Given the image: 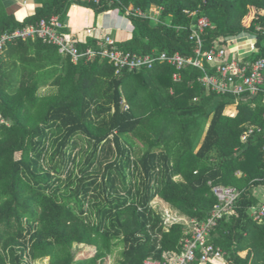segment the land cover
<instances>
[{
	"label": "trees",
	"instance_id": "trees-1",
	"mask_svg": "<svg viewBox=\"0 0 264 264\" xmlns=\"http://www.w3.org/2000/svg\"><path fill=\"white\" fill-rule=\"evenodd\" d=\"M34 1L18 20L0 0V35L52 15L64 21L74 4L95 16L154 7L157 21L125 16L128 37L107 47L193 57L191 27L205 16L212 27L201 33L203 50L245 32L256 47L247 60L264 59V0ZM94 33L79 40L80 51L109 35ZM204 68L215 73L207 61ZM174 71L156 62L115 73L99 55L73 64L39 39L7 44L0 55V264L46 257L48 264H102L119 246V264L180 252L182 223L167 226L152 202L203 221L216 202L209 182L240 191L234 212L211 230L225 264H264V221L248 214L264 201L253 194L264 185L263 92L217 93L199 82L202 69L187 65L177 81ZM229 105L234 116L224 114ZM250 125L262 131L241 142ZM83 245L95 253L75 259Z\"/></svg>",
	"mask_w": 264,
	"mask_h": 264
},
{
	"label": "built area",
	"instance_id": "built-area-1",
	"mask_svg": "<svg viewBox=\"0 0 264 264\" xmlns=\"http://www.w3.org/2000/svg\"><path fill=\"white\" fill-rule=\"evenodd\" d=\"M94 1L97 2L98 0ZM150 11L157 13L159 10L151 8ZM128 15L147 17L146 12L133 6L126 9L125 16ZM208 27L212 26L205 16L200 17L196 24L191 27L189 39L196 44L193 57H184L179 53L168 55L165 52L136 54L125 52L115 46L110 48L106 44L113 45L115 43V38L111 35H106L105 40L98 38L97 49L88 47L84 51H80L76 45L79 39L73 33L66 31L65 21H61L58 15H52L47 19H40L35 24H28L3 32L0 35V55L5 51L8 43L16 40L35 41L39 39L44 43L56 46L58 52L70 57L73 64H77L81 59L89 60L97 55L101 58H107L115 73H120L123 70L150 69L156 62H166L175 68L172 79L177 81L181 77L180 71L187 65H192L204 71L198 80L208 89L217 93L234 95L247 93L250 96L263 92L264 101V59L257 58L251 61L246 58L247 55L256 51L255 35L242 32L239 35L229 37L225 46L218 45L203 50L201 33ZM259 29L260 27L256 28V30ZM92 31L93 28L86 29L87 33ZM204 61H207L215 69L214 74L205 72ZM194 100L196 99L194 98ZM261 131V127L250 125L240 134V141L245 142L252 135ZM262 151L264 152V144ZM209 184L213 195L216 197V202L205 220L197 221L195 218H184L167 208L162 213L163 221L167 226L182 223L183 235L180 240V252L166 251L161 259L147 257L143 264H192L195 261L197 264L226 263V252L212 242L211 230L218 224L219 220L234 212L240 191L230 185L212 184L211 182ZM248 211L255 222L262 223L264 221V201H261L258 206L249 207Z\"/></svg>",
	"mask_w": 264,
	"mask_h": 264
},
{
	"label": "crops",
	"instance_id": "crops-1",
	"mask_svg": "<svg viewBox=\"0 0 264 264\" xmlns=\"http://www.w3.org/2000/svg\"><path fill=\"white\" fill-rule=\"evenodd\" d=\"M2 1L5 7L10 6L9 3H14V0H2ZM25 3L26 5L28 4L26 1ZM15 5H19V4H13V7H15ZM21 10H24V8H22V6L20 7L19 5V9L16 10L13 9L12 11L18 20H21L25 17L24 16L23 18H21L17 16V14ZM64 21L67 26L66 31L73 33V35L76 36L81 42L87 39L88 33L86 32V29L88 28H94L95 36L109 34L114 38L117 37L127 38L130 33L127 19L125 18L124 15H121V13L116 10L104 12L98 16H95V13L92 9L74 4L69 8L66 19ZM236 112H237L236 105L234 106L229 105L224 110V114L229 116H234ZM253 194L257 196L259 199L264 200V185H259L254 187ZM153 205L157 206L160 210H162V213L166 208L169 209V207L162 201L160 202V204L154 203ZM90 247L94 248L93 246ZM94 253H95V248H94ZM105 259L106 257L103 259L102 264H106L104 263ZM107 264H119V263L118 260H115V262H108Z\"/></svg>",
	"mask_w": 264,
	"mask_h": 264
},
{
	"label": "rangeland",
	"instance_id": "rangeland-1",
	"mask_svg": "<svg viewBox=\"0 0 264 264\" xmlns=\"http://www.w3.org/2000/svg\"><path fill=\"white\" fill-rule=\"evenodd\" d=\"M25 1L28 3L26 5ZM25 3V4H24ZM13 4H19L20 7L22 6V8H24V10H21L17 16L23 18L24 16L31 14L34 10V7L36 5L34 0H14V3H9L10 6L6 7V10L9 12H12L13 9H19V5H15V7H13ZM154 8V7H152ZM155 12H151L150 14H147V16H149L150 18H152L154 21H157L156 18V13ZM154 14V15H153ZM251 15V14H250ZM250 15L246 16L245 18V22L246 24L248 23L249 19H250ZM234 106V105H233ZM161 200H159V198H154L152 204L156 203V204H160ZM122 249L121 246H119L118 248L115 249V251L110 254L111 256H107L105 259L104 263H108V262H115V260H118L119 258H121V252L120 250ZM75 259H86L91 257L94 254V248L92 247H88V245H83L82 247H75ZM32 264H48V257L43 258L42 260H37L36 262L32 263Z\"/></svg>",
	"mask_w": 264,
	"mask_h": 264
},
{
	"label": "water",
	"instance_id": "water-1",
	"mask_svg": "<svg viewBox=\"0 0 264 264\" xmlns=\"http://www.w3.org/2000/svg\"><path fill=\"white\" fill-rule=\"evenodd\" d=\"M250 212L248 211V214H249Z\"/></svg>",
	"mask_w": 264,
	"mask_h": 264
}]
</instances>
